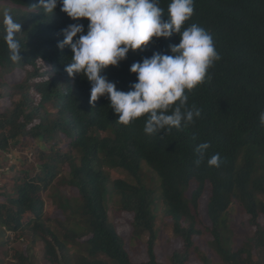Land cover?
<instances>
[{
	"label": "trees",
	"instance_id": "trees-1",
	"mask_svg": "<svg viewBox=\"0 0 264 264\" xmlns=\"http://www.w3.org/2000/svg\"><path fill=\"white\" fill-rule=\"evenodd\" d=\"M35 2L0 0V21L7 10L21 23L17 39L22 50L21 61L9 59L0 23V91L20 94L0 108V169L3 161H12L7 172L17 169L20 156L14 150H21L20 143L43 161L1 184L0 249L10 243L7 232L27 244L26 252L15 251L9 258L6 252L0 264H34L31 248L37 243L47 264H264V127L259 123L264 112V0H194L184 27L196 23L204 28L219 59L203 86L186 93V108L199 109L200 117L155 135L144 133L146 116L126 126L117 123L106 97L89 104L90 82L70 79L64 71L70 47L57 48L61 30L75 21L66 14L61 20L46 19L58 14H37L41 10ZM170 2L158 0L166 16ZM78 22L86 32L88 21ZM177 43L176 34L153 38L103 75L110 81L117 75V89L128 91L136 80L129 71L132 63L154 52L169 54V46ZM15 70L24 76L10 86L5 76ZM31 86L40 100L31 95ZM204 142L210 147L196 166L195 149ZM217 153L219 166H207ZM112 171L123 178L112 180ZM60 184L78 196H63ZM46 192L63 220L44 218ZM123 214L132 216L125 220L132 227L128 237L114 222ZM164 216L171 222L167 245H180L170 254L167 245L160 247L165 262L154 251L160 233L156 222ZM132 242L136 251L145 243L146 261L131 257L127 245Z\"/></svg>",
	"mask_w": 264,
	"mask_h": 264
},
{
	"label": "clouds",
	"instance_id": "clouds-1",
	"mask_svg": "<svg viewBox=\"0 0 264 264\" xmlns=\"http://www.w3.org/2000/svg\"><path fill=\"white\" fill-rule=\"evenodd\" d=\"M35 4L41 10H36L37 14L44 17L53 12L58 14L46 19L60 16L61 20L66 14L75 21L61 30L63 39L57 48L70 47L72 55L64 71L70 79L80 76L90 82V105L106 97L108 106L117 116L116 122L125 126L146 116V135L171 132L200 117L199 109L186 108V93L203 86L201 83L208 69L219 55L204 28L196 23L184 27L193 15L194 0H171L167 16L158 0H36ZM82 18L88 21L86 32L78 22ZM0 23L9 59L21 61L22 50L17 39L21 23L7 10L2 13ZM173 34L179 36V43L169 46V54L154 52L131 64L129 71L135 74L136 80L128 91L117 89L121 88L117 75L112 81L103 75L109 66H118L125 60L130 51L143 50L153 38H169ZM30 93L40 100L32 86ZM259 123L264 127V112L259 115ZM209 147L207 142L197 145L196 166L200 165ZM219 162L218 153L206 161L209 167H218ZM143 171L149 172L145 168ZM143 179L151 184L148 176Z\"/></svg>",
	"mask_w": 264,
	"mask_h": 264
},
{
	"label": "rangeland",
	"instance_id": "rangeland-1",
	"mask_svg": "<svg viewBox=\"0 0 264 264\" xmlns=\"http://www.w3.org/2000/svg\"><path fill=\"white\" fill-rule=\"evenodd\" d=\"M24 73L19 71V70H15L12 71L10 74L5 76V82L7 84H10V86H13L17 83H20L23 79ZM17 91V89H13L12 91L9 89L6 90H1L0 94H1V99H0V108L1 107H7L9 105L10 102H12V100H18L20 98V94L19 93H15ZM35 104V103H33ZM59 140V139H58ZM17 148H21V150L19 151L18 149L14 150V153H16L18 156V161H16L17 169L14 171H10L7 172L6 170L10 169V166H12V161L5 163L4 161L2 163V168L0 169V187L1 184L3 182H5L6 179H8L11 175H15L17 177H20L21 175H25L24 171L25 170H30V168H32V166H35L36 164H41L43 161L42 160H38V157L36 158L35 154H34V150L32 148H27V149H23L22 144L20 143V145ZM9 158H12V154H8ZM24 158H28V162H24ZM110 177L111 179H116V178H123V175L119 174L118 172H114L112 171L110 173ZM60 175L55 179V185H58V181H59ZM60 189V193L68 198H72L75 196H78V192L74 189H70L69 187L66 186H62L60 184L59 188ZM193 188H190V191L188 192V195L190 194L191 191H193ZM52 192H50L49 194H51ZM206 197H208L207 193L205 194ZM44 197L46 198V203H45V208H44V218H51L53 220L55 219H59V220H63L64 216L62 213H58L54 211L53 208V203L52 200L48 198V192H46L44 194ZM55 200H56V196H55ZM206 199L202 198V206H204ZM109 214H112V211H109ZM199 220L205 225L206 224V219H204L205 214L204 212H200L199 213ZM201 218V219H200ZM132 216L131 215H125L123 214L122 216L118 217L117 219H114V222L117 224L118 230L120 235L124 236V237H128L130 232L132 231V227L125 222V220L131 221ZM171 222L170 220L164 216L162 217L161 220H157L156 222V226L159 228L160 233L159 235V239H157L156 241V245L154 247V251L155 254L157 255V258L160 261L165 262L167 255L165 253H163V255L159 254L161 251V246L165 247L167 245L166 240L168 239L167 235L168 234V229L170 228ZM241 232H245V229H240ZM7 237L6 240L10 241V243L8 245H3L0 249V260H4L5 259V254L6 252L8 253V258L10 255L14 254L15 251H19V252H26V242L25 241H16L14 239V235L10 232L6 233ZM136 244V242H132L131 244H129V246L127 245V249L129 254L131 255L132 258L134 259H138V261H146L147 259V254H146V245L145 243L141 244L139 249L133 250L132 245ZM162 244V245H159ZM168 246V245H167ZM180 245H175L174 247H170L168 246L169 249L168 250V254H170L173 250H175L176 248H178ZM175 248V249H174ZM166 250V251H167ZM202 252H205L204 249H201ZM31 255L33 256V263L34 264H47L44 261L43 258V251H42V247L40 243L35 244L32 248H31ZM193 264H201L199 262L193 263Z\"/></svg>",
	"mask_w": 264,
	"mask_h": 264
}]
</instances>
